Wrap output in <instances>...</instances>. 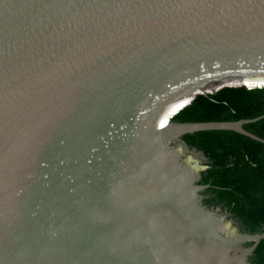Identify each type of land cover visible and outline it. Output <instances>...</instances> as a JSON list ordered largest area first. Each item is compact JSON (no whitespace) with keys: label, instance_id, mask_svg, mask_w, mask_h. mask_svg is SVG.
<instances>
[{"label":"water","instance_id":"obj_1","mask_svg":"<svg viewBox=\"0 0 264 264\" xmlns=\"http://www.w3.org/2000/svg\"><path fill=\"white\" fill-rule=\"evenodd\" d=\"M219 71L264 75V0H0V264H251L264 232L203 201L206 157L182 135L264 143L243 127L264 113L172 119L264 86L168 92Z\"/></svg>","mask_w":264,"mask_h":264},{"label":"trees","instance_id":"obj_2","mask_svg":"<svg viewBox=\"0 0 264 264\" xmlns=\"http://www.w3.org/2000/svg\"><path fill=\"white\" fill-rule=\"evenodd\" d=\"M223 79L232 84L243 82L239 77ZM263 113L264 86L238 85L198 94L172 119L179 122L237 120ZM243 127L264 138V117ZM182 139L206 157L200 181L208 184L203 201L221 205L239 219L245 230L264 232V143L227 129L199 130L183 134ZM250 261L264 264V239L257 243Z\"/></svg>","mask_w":264,"mask_h":264},{"label":"bare ground","instance_id":"obj_3","mask_svg":"<svg viewBox=\"0 0 264 264\" xmlns=\"http://www.w3.org/2000/svg\"><path fill=\"white\" fill-rule=\"evenodd\" d=\"M245 66V65H244ZM250 67V69H249V71H251V68H253L254 66H252V65H249ZM247 67H245L244 69H246ZM233 69H235V70H240L241 71V69H240V67H238V66H236V67H234ZM241 72H243V70L241 71ZM218 73V75H215V73L214 72H212V73H208V75H206V76H202V77H200V78H193V79H190L189 81L186 79V78H181L180 80H178V81H176V82H174L173 84H171L170 85V87H169V91L168 92H176V90H178V89H182V90H184L185 89V87L187 86V85H189V82H194V83H198V82H201V81H203L204 80V78H206L207 76H213V78H221L222 80L221 81H223L224 79L223 78H225V77H239V78H242V83H244V84H247V85H253V81L254 80H259V81H263L264 82V75L263 74H253V73H251V72H248V74H241L240 76H238V75H230V76H228L229 74H227L226 72H216V74ZM238 74V73H237ZM215 75V76H214ZM224 82V81H223ZM226 83V82H225ZM232 83H234V82H229V83H227V84H232ZM212 84L210 83V82H208V84L206 85V88L207 89H209L210 87H212V86H214V85H212ZM165 92V91H164ZM183 95V94H182ZM187 97V96H186ZM159 98V97H158ZM158 98H156V99H158ZM184 98V97H183ZM155 99V100H156Z\"/></svg>","mask_w":264,"mask_h":264},{"label":"rangeland","instance_id":"obj_4","mask_svg":"<svg viewBox=\"0 0 264 264\" xmlns=\"http://www.w3.org/2000/svg\"><path fill=\"white\" fill-rule=\"evenodd\" d=\"M255 81H258V82H260L259 80H254V81H253V83H254ZM261 85H262V84H261ZM178 90H180V92H181V91H183L181 88H180V89H178ZM176 91H177V90H176Z\"/></svg>","mask_w":264,"mask_h":264},{"label":"built area","instance_id":"obj_5","mask_svg":"<svg viewBox=\"0 0 264 264\" xmlns=\"http://www.w3.org/2000/svg\"><path fill=\"white\" fill-rule=\"evenodd\" d=\"M248 87V86H247Z\"/></svg>","mask_w":264,"mask_h":264}]
</instances>
